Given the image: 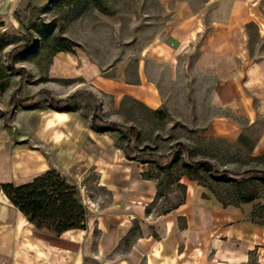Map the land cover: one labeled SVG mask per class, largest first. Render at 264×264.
Returning a JSON list of instances; mask_svg holds the SVG:
<instances>
[{"label":"crops","instance_id":"crops-1","mask_svg":"<svg viewBox=\"0 0 264 264\" xmlns=\"http://www.w3.org/2000/svg\"><path fill=\"white\" fill-rule=\"evenodd\" d=\"M165 3L164 39L153 38L147 47L152 59H162L164 65L169 59V69L162 77H158L159 67L151 63L140 66L139 62L130 83L103 77L98 67L94 76L84 75L73 59L72 67H56L55 72L70 73L75 84L94 87L117 102L129 97L152 111L162 107L159 79L195 82L191 88L197 90L205 84L213 115L200 137L233 145L252 160L264 157V0ZM192 52L195 57L188 65L184 58ZM56 55L54 63L59 64ZM177 56L176 62L173 58ZM177 66L178 76H174ZM45 89L57 101L75 88ZM7 95L0 112L9 110L12 116L7 122L0 114V183L19 186L50 169L65 175L78 160L102 159L89 148L88 153L81 151L86 144L95 150L105 149L104 134L92 128L91 119L86 120L76 104L73 107L71 103L68 112H56L41 96L31 109H22L10 100V92ZM30 96L24 89L22 97ZM16 144L22 148L15 150ZM45 155H53L60 164L49 166ZM185 185L186 200L153 222L157 236L152 233L137 239L125 254L118 252L120 242L138 217V208L127 202H108L98 207L96 214L90 213L85 230L58 236L46 228L36 229L2 196L20 217L2 222L0 264H88L90 259L97 260L94 264H264V223L252 217L258 203L224 205L195 182ZM78 187L88 205L82 186ZM94 230L98 231L95 239Z\"/></svg>","mask_w":264,"mask_h":264},{"label":"rangeland","instance_id":"rangeland-1","mask_svg":"<svg viewBox=\"0 0 264 264\" xmlns=\"http://www.w3.org/2000/svg\"><path fill=\"white\" fill-rule=\"evenodd\" d=\"M27 2L0 0V108L7 103V94H12L19 87L20 76L7 70L6 59L25 43V28L33 38V45L27 52L16 55L12 63L13 70L23 71L22 92L25 89L33 96L42 90L54 99L51 91L45 88H75L69 96L79 92L92 96L79 94L71 101V106L76 104L86 120L91 119L97 102L100 124L133 127L138 131V138L133 143L134 151L137 156L146 158L148 163L126 159L124 148L129 137L126 130L106 131L101 132L104 134L105 149L95 150L88 144L81 149L83 154L91 149L102 159L95 162L78 160L63 175L75 185L82 186L88 202V205L84 203L88 217L90 213L96 214L98 207L115 199L138 208V217L124 231L119 253L125 254L137 239L152 235L153 222L174 211L186 200L185 184L190 181L222 204L254 198L258 203L254 209L255 220L264 223V207H261L264 206V181L240 180L244 174L264 172V157L252 160L233 145L200 137L213 115L207 103V85L197 90L191 88L195 82L159 79L156 82L162 107L152 111L129 97L118 103L110 94L98 92L88 85L75 84L77 80L70 79V73L55 72L56 67H72L70 59H73L76 69L82 68L84 75L91 73L94 76V69L98 67L103 77L122 78L123 82L130 83L134 81L132 71L134 74L139 62L140 66L151 63L159 67L158 77H162L169 69L166 66L169 59H165L166 65L162 59H152L147 47L153 38L164 39L162 31L168 19L162 12L165 0H30L31 9L24 13ZM14 11L20 12L21 24L14 17ZM251 37L255 40L254 33ZM65 50L75 56H68ZM55 55L61 59L59 64L54 63ZM194 57L192 52L184 59L189 65ZM178 59L179 56L173 58L176 62ZM178 67L174 76H178ZM41 96L45 97L40 95L38 99ZM14 100L17 102V99ZM7 113L0 112L10 122L12 114ZM178 143L185 145L186 152L172 157L171 148ZM16 145L15 150L22 148ZM32 148L37 147L32 145ZM160 156L173 158V163L159 169L153 161ZM46 158L49 166L60 164L53 155ZM185 158L191 162H207L220 174L236 179L239 184L211 179L207 167H185ZM17 216L20 217L0 196V233L4 230L2 222H13ZM179 225L181 227V223ZM153 234V237L157 236ZM93 235L95 239L98 231L94 230ZM94 263H97L96 259L88 262Z\"/></svg>","mask_w":264,"mask_h":264},{"label":"trees","instance_id":"trees-1","mask_svg":"<svg viewBox=\"0 0 264 264\" xmlns=\"http://www.w3.org/2000/svg\"><path fill=\"white\" fill-rule=\"evenodd\" d=\"M31 9L30 0L24 9L27 13ZM14 17L21 24L20 12L14 11ZM25 43L18 46L15 52L11 53L6 59V68L12 75L20 76L19 87L11 94L10 99H17V105L22 109H31L40 95H45L48 107L56 112L70 111V103L79 94H85L92 98L91 94L86 92L75 93L72 96L63 100L55 101L48 92L38 91L36 94L29 98L22 97V88L24 85L23 71L13 70L12 63L18 54L27 52L33 45V38L31 34L24 28ZM69 50H65L68 52ZM60 51H57L58 53ZM22 74V75H21ZM94 99V98H93ZM95 112L91 116L92 128L97 132L106 131H123L126 130L129 134L126 146L124 148V155L128 161L138 162L141 164L148 163L146 158L137 156L134 151L133 143L138 138V131L131 128H124L118 125L104 126L99 123L98 105L95 102ZM186 152L185 145L178 143L171 148V155L174 157L176 154ZM186 156L185 154H183ZM153 163L159 168L164 169L173 163V158L160 156L154 160ZM185 167L190 169H200L203 167L208 168L210 178L221 182L231 181L238 183L236 179H230L223 174H220L207 162H191L185 158L183 160ZM240 180L243 181H264V172H252L244 174ZM0 196H3L7 202L14 207L26 220L36 229L46 228L56 235H61L64 232L71 230H85L87 226V207L84 204L83 197L77 185L68 180L65 176L54 169H50L35 178L29 183L16 186L11 183H0ZM254 201V198H245L238 203L227 204H240L249 203ZM226 205V204H224ZM264 207V206H261ZM255 212V211H254ZM252 217L255 219V213Z\"/></svg>","mask_w":264,"mask_h":264}]
</instances>
